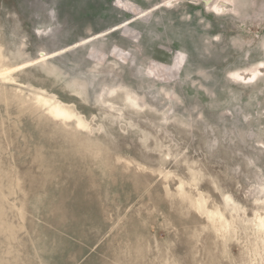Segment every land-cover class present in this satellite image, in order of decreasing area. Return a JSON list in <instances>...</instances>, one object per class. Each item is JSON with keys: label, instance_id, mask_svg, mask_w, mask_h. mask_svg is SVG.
<instances>
[{"label": "rangeland", "instance_id": "374dc122", "mask_svg": "<svg viewBox=\"0 0 264 264\" xmlns=\"http://www.w3.org/2000/svg\"><path fill=\"white\" fill-rule=\"evenodd\" d=\"M262 66L264 0H0V264H264Z\"/></svg>", "mask_w": 264, "mask_h": 264}, {"label": "bare ground", "instance_id": "6f19581e", "mask_svg": "<svg viewBox=\"0 0 264 264\" xmlns=\"http://www.w3.org/2000/svg\"><path fill=\"white\" fill-rule=\"evenodd\" d=\"M55 115L67 114L66 110L60 106H53L52 108ZM261 219V218H260ZM257 221V220H256ZM264 255V254H263ZM264 257V256H263ZM262 259V258H260ZM263 262V261H262Z\"/></svg>", "mask_w": 264, "mask_h": 264}, {"label": "snow or ice", "instance_id": "6c2138e0", "mask_svg": "<svg viewBox=\"0 0 264 264\" xmlns=\"http://www.w3.org/2000/svg\"><path fill=\"white\" fill-rule=\"evenodd\" d=\"M264 67V66H262ZM57 118H63V119H67V120H71L73 119L71 116L67 115V114H61L60 116H58ZM78 127H82L83 125H77ZM261 228L262 230H264V220L261 221Z\"/></svg>", "mask_w": 264, "mask_h": 264}]
</instances>
